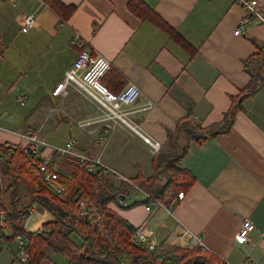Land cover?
I'll return each mask as SVG.
<instances>
[{"label": "crops", "instance_id": "crops-1", "mask_svg": "<svg viewBox=\"0 0 264 264\" xmlns=\"http://www.w3.org/2000/svg\"><path fill=\"white\" fill-rule=\"evenodd\" d=\"M59 1L76 8L67 21L60 19L49 0H0V93L4 95L8 86L20 83L16 92L25 91L21 97L29 102L31 115L22 132L2 129L0 144H20V134L37 129L45 120H50L55 132L72 123L68 129L75 133L69 141H77V151L94 159L102 155L106 164L132 184L138 175L149 178L161 171L171 159L164 157L158 164V155L179 151L181 167L194 178L182 201L147 212V192L140 187L144 193L138 192L128 184L124 199L131 206L119 211L116 203L108 207L134 227L145 226L146 243L162 245L160 250L194 249L195 236L202 240L205 251L228 264H264V248L255 246L264 232V86L243 101L230 133L200 143L176 134L187 117L205 131L223 121L232 99L250 83L245 62L260 53L256 44L264 49V23L251 18L246 31L235 35L247 16L236 0H141L170 27L174 32L170 36L131 11V0ZM259 10L264 14V0L259 1ZM25 15L35 17L36 28L21 29ZM75 34L90 44L94 54L112 62L107 82L113 89L121 92L134 85L140 91L135 106L124 110L132 128L121 126L105 135L96 124L97 133L88 135L77 122L100 120L102 115H95L92 109L95 105L73 89L62 105L52 97L77 57L72 43ZM115 73L120 76L117 83ZM29 77L34 78L30 83ZM148 104L150 108L144 109ZM55 108L57 112L48 118ZM42 134L43 130L42 139L49 136ZM143 137L159 142L161 151L154 156ZM244 219L251 220L256 230L250 244L238 245L234 238ZM5 232L0 238V264H28L22 262L16 240H8L11 231ZM40 264L70 261L47 251Z\"/></svg>", "mask_w": 264, "mask_h": 264}, {"label": "trees", "instance_id": "trees-1", "mask_svg": "<svg viewBox=\"0 0 264 264\" xmlns=\"http://www.w3.org/2000/svg\"><path fill=\"white\" fill-rule=\"evenodd\" d=\"M49 2L54 5L56 9L52 8L62 21H67L76 10L74 6H66L59 0ZM128 5L139 17L151 21L170 36L174 35L170 27L152 9H146L141 0H131ZM179 42L183 45L181 39ZM256 46L260 53L245 62V69L251 76L250 83L242 94L232 99L223 121L205 131L191 117H187L179 123L176 134H183L188 142L200 143L231 132L236 114L242 110L243 101L264 86L261 66L264 65V49L258 44ZM111 72L103 79V83L112 92L119 93L107 82ZM119 79L120 76L115 73V83ZM185 149L183 153L188 148ZM53 161L59 167V177L53 183H48L39 170L40 159L31 154L30 148L8 142L0 144V207L5 210L7 217L3 224L0 223V236H4L6 230L11 231L10 241L21 236L26 242L28 264H40L47 251L61 254L77 264H228L224 259L199 247H166L160 250L162 245L158 246V250L164 255V261L156 262L153 254L148 251L147 243L133 242L137 228L108 207L111 203L118 204L120 199L128 195V184H116L110 177L100 178L97 173H89V163H82L73 157ZM133 183L156 200L168 204L179 191L190 190L194 178L181 167L180 157H174L161 171L156 170L149 178L138 175ZM20 188L25 190L26 203L23 202ZM57 188H62L63 192H57ZM82 198L98 206L103 216L101 224L77 218V205ZM35 207L48 211L53 218L44 222L36 231H28L25 225ZM72 236H77L80 243L76 244Z\"/></svg>", "mask_w": 264, "mask_h": 264}, {"label": "built area", "instance_id": "built-area-1", "mask_svg": "<svg viewBox=\"0 0 264 264\" xmlns=\"http://www.w3.org/2000/svg\"><path fill=\"white\" fill-rule=\"evenodd\" d=\"M18 2L19 0H13ZM241 6L247 10V16L242 20L235 31V35L242 34L246 31L247 24L251 18H254L264 23V14L259 10L260 0H236ZM37 27V22L33 15H25L21 20V29L28 31ZM73 45L77 48V57L72 67L65 73L64 79L55 87L51 95L54 98L60 100L62 105L68 98L69 92L73 89L81 98L86 99L93 103L97 110L101 113L100 120L89 119L84 121H78V127L88 135H95L97 130L96 124H99L103 129L105 135L115 132L121 126H132L127 119L128 113L124 110L135 106L140 91L134 85H129L119 93L112 92L104 83L103 79L112 70V62L107 58L94 54L90 48V44L86 42L79 34H75L72 38ZM18 102L20 105L25 104V98L19 96ZM150 105L144 107L149 109ZM58 109H51L48 118L52 117ZM46 122V120H45ZM45 122L41 123L37 130L28 129L24 133L20 134V145L31 149V154L40 159L39 170L44 175V179L48 183H53L59 177V168L54 159H61L64 157H73L80 162H88L87 171L89 173H97L100 178L110 177L111 179L119 182L129 184L134 190L143 192L139 187L132 184V182L106 164L102 160V155L99 158H89L86 154L79 153L77 151L76 140H70L64 147H56L49 145L44 139L41 138V132L45 128ZM2 128L0 127V131ZM145 142L150 145L151 152L158 154L161 151V144L159 142H151L150 139L143 137ZM49 151L48 154H45ZM57 192L62 193V188H57ZM144 193V192H143ZM171 193V192H169ZM145 194L147 205L145 210L147 212L152 211V207L156 209H164L167 205L182 201L186 194L184 191H179L177 196L166 204L159 200H156L151 194ZM117 209H128L131 206L126 199H120L118 204L115 205ZM78 219H84L95 224H101L103 216L98 206L87 199H80L78 201ZM32 214V213H31ZM7 220L6 212L0 207V223L3 224ZM26 228V227H25ZM136 232L133 237V242L146 243V227H136ZM256 230L255 225L249 219H244L241 222L238 233L235 235L234 242L238 245H247L251 243V234ZM1 237V236H0ZM19 246L22 249L21 260L24 263H28V254L25 251L26 242L21 236L16 238ZM148 251L153 254L156 262L161 263L164 261V255L158 250L155 242L148 243ZM255 246L264 248V232L261 233V239ZM199 247L202 250L205 249L202 240L193 237L191 248ZM70 264H77L72 261ZM172 264V263H171Z\"/></svg>", "mask_w": 264, "mask_h": 264}, {"label": "rangeland", "instance_id": "rangeland-1", "mask_svg": "<svg viewBox=\"0 0 264 264\" xmlns=\"http://www.w3.org/2000/svg\"><path fill=\"white\" fill-rule=\"evenodd\" d=\"M24 72H25V68L22 70V73H24ZM32 79H34V78L29 77L26 80L30 83ZM18 87H21L20 83L19 84H12V86L11 85L8 86L4 95H3V92L0 93V127L4 131H8L12 134L22 132L24 129H27L28 128L27 126L29 125L28 120L31 118L30 113H28L29 108H30L29 102L28 101L25 102V105H23V106L20 105V103L18 102L19 96H25V91L23 89H21L19 92H16V89ZM92 109L95 111L94 112L95 115H101V113L97 110V107L92 106ZM5 115L7 117L5 119H3V116H5ZM12 119H14V121H12ZM70 121L73 122V119ZM44 122H42V123H44ZM48 122L47 123L45 122V128L43 130L42 137L43 136L46 137L48 135L49 136H48V138L46 137L45 139L44 138L43 139L51 146L64 147L66 141L67 142L69 141L70 135L75 133V130L72 129L73 131L71 132L68 129L70 127H73V124L68 123L70 125V127L68 125H65V127H63V128L60 127L58 129V131L55 132L54 130H52L50 128L51 123H48ZM31 129H34V128H31ZM8 138L11 139L12 136H8ZM3 141H5V140H3ZM178 153H180V152L174 151V152H169L166 154L162 153V154L158 155L156 160L158 161V164H159L161 162L162 158L167 157L169 159L170 158L172 159L174 157H177ZM20 193H21V196L23 198V202L26 203L24 188H20ZM142 199H143L142 196H140V200H142ZM119 209H122V208H119ZM119 209H116V210L119 211ZM52 218L53 217H52L51 213H49L48 211H45V213H44L40 209H36V210H34V212L32 214L30 213V216L26 222L25 227L27 226V230H29V231H36L37 229L41 228V226L44 222L49 221ZM71 238H72V240H74V242L76 244L80 243V239L77 236H72ZM14 242H17V241H14ZM13 247H15V245H13ZM59 255L63 256L61 254H59ZM63 257H65V256H63Z\"/></svg>", "mask_w": 264, "mask_h": 264}, {"label": "water", "instance_id": "water-1", "mask_svg": "<svg viewBox=\"0 0 264 264\" xmlns=\"http://www.w3.org/2000/svg\"><path fill=\"white\" fill-rule=\"evenodd\" d=\"M7 116L5 115V116H3V119H5ZM12 121H14V119H12Z\"/></svg>", "mask_w": 264, "mask_h": 264}]
</instances>
